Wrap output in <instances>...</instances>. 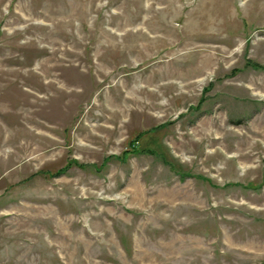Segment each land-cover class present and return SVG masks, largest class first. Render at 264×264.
Returning <instances> with one entry per match:
<instances>
[{
    "label": "rangeland",
    "instance_id": "374dc122",
    "mask_svg": "<svg viewBox=\"0 0 264 264\" xmlns=\"http://www.w3.org/2000/svg\"><path fill=\"white\" fill-rule=\"evenodd\" d=\"M0 264H264V0H0Z\"/></svg>",
    "mask_w": 264,
    "mask_h": 264
}]
</instances>
